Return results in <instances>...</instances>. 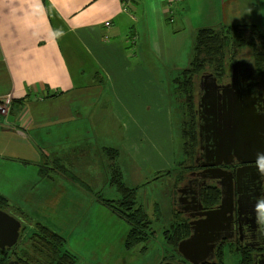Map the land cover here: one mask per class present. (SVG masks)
<instances>
[{
    "label": "crops",
    "instance_id": "obj_1",
    "mask_svg": "<svg viewBox=\"0 0 264 264\" xmlns=\"http://www.w3.org/2000/svg\"><path fill=\"white\" fill-rule=\"evenodd\" d=\"M220 25L264 32V0H0V100H25L0 119V145L20 152L32 134L90 135L82 120L102 118L143 166L175 175L172 104L179 118L184 98L172 76L189 66L196 31ZM6 152L14 164L0 194L14 204L10 192L43 182L42 165ZM28 167L33 181L17 179Z\"/></svg>",
    "mask_w": 264,
    "mask_h": 264
},
{
    "label": "rangeland",
    "instance_id": "obj_2",
    "mask_svg": "<svg viewBox=\"0 0 264 264\" xmlns=\"http://www.w3.org/2000/svg\"><path fill=\"white\" fill-rule=\"evenodd\" d=\"M245 53L250 54L249 51ZM235 63L248 64L251 67V61L247 57L234 61L232 66ZM175 76L177 74L172 78ZM200 81L197 91L200 88ZM9 96L13 103V96L7 97ZM172 110L174 114L172 135L175 140L173 159L177 162L173 167L175 175L170 172L171 168L157 172L155 166L147 168L143 166L138 158L140 154L125 150L122 136L124 130L122 128L119 130V127L115 126L110 127L108 120L102 118L82 120V125L90 135L40 133L35 135L37 142L32 134V138L24 141L18 139L21 144L20 152H14L7 144H1L0 175L9 174V166L14 164L8 160L2 161L1 155L6 148V156L16 157V161L26 160L33 164L32 168L47 166L44 169L45 173L49 174L44 177L40 175L42 183L21 184L18 193L10 192L15 200L13 203L21 205L26 216L20 215L23 223L19 221L24 229L21 230L19 243L3 251L4 253L0 252V264H10L14 261L19 264H34L33 260L36 258L46 262L45 257L40 258L35 254L27 258L24 251L29 244L30 229L33 230L38 223L44 224L66 240V248L77 258L76 264L178 262L179 243L174 244L170 240L171 237L175 238L180 224H184L181 222L182 218L186 217L180 211L177 199L185 181L192 179V174L197 173L199 169L195 160L199 150L196 153L194 142L190 141V145H184V137L181 144L182 132H185L194 120L190 114L187 115L186 112L184 114L183 101L179 118L177 106L174 107L172 104ZM105 124L107 128H104ZM66 137L69 138V142H66ZM13 139L16 142L15 136ZM113 148H116L118 153V158L114 161L107 155V151ZM55 159L60 160L68 173L54 169L59 166ZM115 161L122 169L124 184L134 191V205L127 210L128 213L142 209L150 221L149 238L131 250H127L125 245L132 226L103 204L104 200L119 203L122 199L118 188L110 181L112 173L109 165ZM16 177L33 181L29 167ZM214 198L215 195L211 192L205 195L206 203H212ZM261 221L264 224V208ZM183 233L186 234L185 231ZM246 257L243 258V253L237 250L234 243L224 244L219 252L222 264H244Z\"/></svg>",
    "mask_w": 264,
    "mask_h": 264
},
{
    "label": "water",
    "instance_id": "obj_3",
    "mask_svg": "<svg viewBox=\"0 0 264 264\" xmlns=\"http://www.w3.org/2000/svg\"><path fill=\"white\" fill-rule=\"evenodd\" d=\"M245 66L233 64L231 82L227 85L221 86L218 79L208 73L200 81L203 95L196 110L200 121L199 151H204L201 156L208 161L202 164V174L217 181L221 201L215 209L204 212L205 219L195 221L198 225L193 228V234L178 245L180 254L192 264L212 261L219 244L232 238L229 234L232 225L229 224L234 212L238 213L239 220L246 219L255 224L264 206L258 200L262 186L255 187L248 195H241L238 190L237 200L235 195V182L241 183L248 169L252 168L250 165L260 166L259 163H264V93L252 69ZM241 80L248 82L244 83L248 87L240 89ZM212 139L213 144H210ZM235 160L242 166L234 172L222 167ZM179 194V205L198 204L195 197L189 203L188 193L184 190H179ZM199 208H202V204ZM185 210L188 211V208ZM21 230L22 223L18 219L0 210V250L15 247Z\"/></svg>",
    "mask_w": 264,
    "mask_h": 264
},
{
    "label": "trees",
    "instance_id": "obj_4",
    "mask_svg": "<svg viewBox=\"0 0 264 264\" xmlns=\"http://www.w3.org/2000/svg\"><path fill=\"white\" fill-rule=\"evenodd\" d=\"M247 51H249V55L245 53ZM241 57L250 59L251 67L248 64L245 65L252 69L257 80L261 83L264 93V32L257 25H220L213 28L203 27L198 29L195 34L194 48L189 66L180 70L177 76L172 79L174 88L183 95L184 114L186 112L187 115L190 114L194 119L193 124L189 125L185 132H182V137L185 139L184 145H190V141L194 142L196 144V153L199 150V137H197L199 132L198 118L196 113L199 81L205 73H208L213 74L218 79V82H229L231 80L232 63L238 61ZM16 103H18L17 105H24L25 100H13L11 114L16 110ZM107 155L110 160H117V149L108 150ZM54 161L59 165L54 169L68 173V170L60 163V160L55 159ZM109 167L112 173L110 181L118 188L122 199L119 203L104 200L103 204L110 207L119 218L132 226L125 245L127 250H131L149 238L150 221L142 209L128 213L127 210L134 205V191L127 188L124 184L122 169L116 161L110 164ZM44 168H47V166H42L39 170V174L43 177L49 174L45 173L46 170ZM210 192L215 195V198L212 203H206L208 208L215 206L217 203L219 204L221 200V189L219 187L208 188V194ZM0 210L15 218L17 216L16 219L18 220H20V215L26 216L22 208L10 203L8 198L2 194H0ZM23 229L24 226L22 225ZM21 234L20 237L22 236ZM171 239V242L178 244V240H175L174 237H171ZM24 251L27 258H30L31 254L38 255L40 258L45 257L46 262L36 258L33 260L34 264L77 263V258L66 248V240L42 223L36 224L33 230L30 229L29 244ZM0 252L4 253L3 250H0ZM244 264H253L250 255H247L246 260L244 259Z\"/></svg>",
    "mask_w": 264,
    "mask_h": 264
},
{
    "label": "flooded vegetation",
    "instance_id": "obj_5",
    "mask_svg": "<svg viewBox=\"0 0 264 264\" xmlns=\"http://www.w3.org/2000/svg\"><path fill=\"white\" fill-rule=\"evenodd\" d=\"M230 82L231 80L225 83H221V82L218 83L221 86H224L229 84ZM239 83H240L239 84L240 89L241 87H248L246 84H244L248 82H244L241 80ZM202 95L203 92L199 88L197 108ZM198 121H199V117H198ZM199 124L200 121L198 122V125ZM211 143L213 144V139L210 140V144ZM199 148H200V143L198 145V149ZM203 153L204 151H199L195 159L199 167L197 173L192 175V179L190 178L187 179L184 183V186L182 187L183 188L182 190H184L185 193H188V202L190 203L191 199L195 197V201L198 204L193 203L186 206H182V205L178 206L182 214L186 217V218H182L181 222H183L184 224H180V228L175 236V238L178 240V243L188 239L193 234L194 232L193 228H195L198 225V223L197 222L195 223V221L205 219L206 215H204V212H207L208 210L211 209H215L220 204L219 203L218 205L213 206L211 208H208V205L206 204L205 195L208 193V188L211 187L218 188V184L216 180H211L208 177H206L207 174L204 175L202 174V171L204 170L202 164L208 163V161L201 156ZM225 160L226 159H224L223 161ZM214 161H217V159H215ZM259 165L260 166L254 164L250 165L252 166V168L248 169V173H246V176L242 178L241 183L239 184L238 182H235L236 200L238 197V190L241 191V195H248L251 194V190L255 189V187L262 186V188L259 190L261 197L258 198V200L264 203V163H259ZM240 166L242 165L236 162V160L230 165H226V164L222 165L224 169L233 172ZM177 201L179 203V198L177 199ZM200 204H202L201 209L199 208ZM185 208H188V211H186ZM262 211L259 214V219H257V223L255 224L248 222L246 219L239 220L238 213L234 212V218L231 220V223L229 224V226L232 225L231 230L229 231V234L232 235V238L223 240L222 243H220L219 246L216 248L214 256L212 257V261L207 260V262L204 264H221V260L219 259V252L220 249H222V247L226 243H234L237 250L243 253V258H245V256L247 255H250L252 257L253 264H261L262 260H263L262 264H264V224L261 221ZM226 226H228V223H226ZM184 231L186 232V234L185 233L182 234V232ZM177 251H178V247H177ZM178 254L180 255V259L178 260V262H174V263L168 262V263L192 264L188 260H186L183 257V255L180 254L179 251Z\"/></svg>",
    "mask_w": 264,
    "mask_h": 264
},
{
    "label": "built area",
    "instance_id": "obj_6",
    "mask_svg": "<svg viewBox=\"0 0 264 264\" xmlns=\"http://www.w3.org/2000/svg\"><path fill=\"white\" fill-rule=\"evenodd\" d=\"M122 1L125 4H128L133 0H122ZM106 25L110 26L111 23L107 22ZM11 103H12V99L10 98V96L6 97L3 100H0V117L6 118V117L10 116L11 110H12Z\"/></svg>",
    "mask_w": 264,
    "mask_h": 264
}]
</instances>
